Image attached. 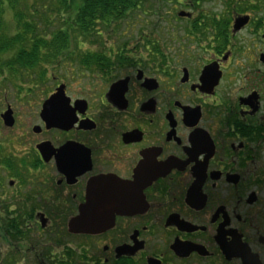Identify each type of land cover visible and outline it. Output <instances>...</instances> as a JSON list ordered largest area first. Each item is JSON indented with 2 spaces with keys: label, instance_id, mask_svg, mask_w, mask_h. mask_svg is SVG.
<instances>
[{
  "label": "flooded vegetation",
  "instance_id": "obj_1",
  "mask_svg": "<svg viewBox=\"0 0 264 264\" xmlns=\"http://www.w3.org/2000/svg\"><path fill=\"white\" fill-rule=\"evenodd\" d=\"M131 2L0 49V264H264V0Z\"/></svg>",
  "mask_w": 264,
  "mask_h": 264
},
{
  "label": "trees",
  "instance_id": "obj_2",
  "mask_svg": "<svg viewBox=\"0 0 264 264\" xmlns=\"http://www.w3.org/2000/svg\"><path fill=\"white\" fill-rule=\"evenodd\" d=\"M131 0H0V49L18 48V68L38 66L39 48L67 47L89 37L100 39L98 31L109 32ZM12 14V27L6 11ZM55 23L60 27H54ZM1 52V51H0Z\"/></svg>",
  "mask_w": 264,
  "mask_h": 264
},
{
  "label": "rangeland",
  "instance_id": "obj_3",
  "mask_svg": "<svg viewBox=\"0 0 264 264\" xmlns=\"http://www.w3.org/2000/svg\"><path fill=\"white\" fill-rule=\"evenodd\" d=\"M5 18H6V20H7V22H8V24H10V30H13V27H12V25H11V23H12V14H11V12L8 10V11H6V14H5ZM54 27H60V24H56L55 23V25H54ZM115 35V34H114ZM117 37V36H116ZM115 37V38H116ZM101 41H103V40H105L104 38H101L100 39ZM110 42H112V41H110ZM75 45H77V43L76 42H74V41H71L70 43H69V45L68 46H75ZM3 61V60H2ZM50 69V68H49ZM48 69V71H47V73H49L51 70H49ZM31 79H33V78H31ZM38 81V80H37ZM40 82V81H39ZM34 84H38V82H36V81H34ZM39 85H41V84H39ZM45 85H47V84H45ZM43 86V85H42ZM50 87V86H49ZM2 89L0 88V91H1ZM36 98H42V94H37V96H36ZM20 116V119H19V123H15V125L13 126V128L12 129H7V128H5V127H3L2 125L0 126V129H1V132H2V135H7L8 137H9V139H13L14 141L15 140H17V139H19L22 135H23V115H19ZM16 149L18 148V149H20V147H19V145H16L15 144V146H14ZM14 151V150H13ZM18 154H20V152L18 151Z\"/></svg>",
  "mask_w": 264,
  "mask_h": 264
},
{
  "label": "water",
  "instance_id": "obj_4",
  "mask_svg": "<svg viewBox=\"0 0 264 264\" xmlns=\"http://www.w3.org/2000/svg\"><path fill=\"white\" fill-rule=\"evenodd\" d=\"M61 92H56L54 93V95L50 96L49 98H60L61 96ZM3 121L5 123V125L7 126H12L14 123L13 117L11 115V113L9 111H6L3 115H2ZM78 219H72L70 222L71 223H76V224H80V225H86L87 229L91 230V228L84 222V217H82V215H79L78 217H76ZM82 220V222L80 221ZM93 230V229H92Z\"/></svg>",
  "mask_w": 264,
  "mask_h": 264
}]
</instances>
